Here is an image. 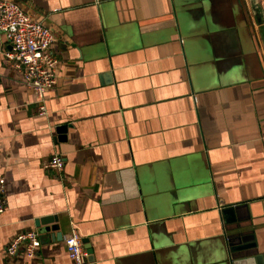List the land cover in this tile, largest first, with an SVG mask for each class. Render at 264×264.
Segmentation results:
<instances>
[{
  "label": "crops",
  "instance_id": "0c3cea01",
  "mask_svg": "<svg viewBox=\"0 0 264 264\" xmlns=\"http://www.w3.org/2000/svg\"><path fill=\"white\" fill-rule=\"evenodd\" d=\"M8 1L58 66L39 116L0 33V264H70L72 228L88 264H264L263 0Z\"/></svg>",
  "mask_w": 264,
  "mask_h": 264
},
{
  "label": "built area",
  "instance_id": "2783aa9c",
  "mask_svg": "<svg viewBox=\"0 0 264 264\" xmlns=\"http://www.w3.org/2000/svg\"><path fill=\"white\" fill-rule=\"evenodd\" d=\"M0 33L5 35L10 45V51L5 53V58L19 70L24 84L35 92L39 103L38 115L44 116V95L55 87L57 79L58 61L51 52L55 37L48 28L8 0L0 2ZM63 168L64 162L58 155H53L44 164V169L58 173H61ZM6 207L4 180L0 178V214ZM82 241L78 230L72 228L65 239L70 264H88ZM20 247L26 258L34 259L40 247L39 233L19 234L3 246V250L13 257L18 254Z\"/></svg>",
  "mask_w": 264,
  "mask_h": 264
},
{
  "label": "water",
  "instance_id": "95a60500",
  "mask_svg": "<svg viewBox=\"0 0 264 264\" xmlns=\"http://www.w3.org/2000/svg\"><path fill=\"white\" fill-rule=\"evenodd\" d=\"M264 2V0H263ZM57 131L60 133V132H64L65 131V126H62L60 128L57 129ZM56 219L54 217H46V218H43V219H40L36 222V226L39 228L41 226H46V225H49L51 224L52 222H54ZM48 231V228H42L40 230L39 233H41V235L45 232ZM58 234L55 235V238H58ZM83 244L87 243V240H83L82 241ZM229 246L231 248L232 251H235V250H239L240 251V248L236 249L235 247L232 246V244L230 245L229 243ZM85 250L88 252L89 248L88 246H84ZM89 254V252H88ZM259 260L260 258L259 257H255V256H250V257H242V258H237L233 261V264H253L255 262V264H259ZM249 262V263H248Z\"/></svg>",
  "mask_w": 264,
  "mask_h": 264
}]
</instances>
